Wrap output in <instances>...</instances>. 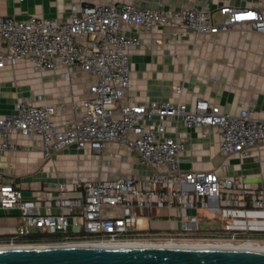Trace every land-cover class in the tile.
Instances as JSON below:
<instances>
[{"label":"built area","instance_id":"1","mask_svg":"<svg viewBox=\"0 0 264 264\" xmlns=\"http://www.w3.org/2000/svg\"><path fill=\"white\" fill-rule=\"evenodd\" d=\"M216 14L219 23L203 9L174 10L161 5L152 9L130 3L72 8L69 18L62 22L34 16L20 21L0 14V69L24 61L36 72L75 68L95 78L81 104L83 116L62 129L51 121L53 107L35 106L29 98L17 101L12 115L0 117V155L16 150L11 136L17 133L34 140L45 160L52 152L69 147L102 155L107 145L115 143L136 154L142 166L155 170L146 179L55 182L38 189L15 180L3 181L0 176V210L7 217L17 218L15 227L0 231V250L32 246L150 247L180 245L178 242L183 241L264 247V237L243 238V232L231 222L208 233L188 227L195 225L196 219H186L182 211L196 210L206 199H216L217 208L232 216L249 210L264 213V186L248 184L242 177L230 180L214 172L179 170L182 144L165 136L166 123L172 120L186 129H198L204 136L216 129L221 135V153L247 156L250 149L264 145V119L252 117L249 109L229 115L200 99L188 108L182 102L167 101L138 105L128 98L126 51L139 45L138 35L143 31L163 27L180 37H199L224 34L249 23L254 32L264 33V15L254 10L227 6ZM61 76L70 79L68 72ZM181 92L179 85L177 97ZM150 209H174L177 229L166 233L141 229V215ZM250 230L264 234V228ZM32 235L59 236L60 241L32 245L16 241Z\"/></svg>","mask_w":264,"mask_h":264},{"label":"crops","instance_id":"2","mask_svg":"<svg viewBox=\"0 0 264 264\" xmlns=\"http://www.w3.org/2000/svg\"><path fill=\"white\" fill-rule=\"evenodd\" d=\"M109 3L152 9L160 5L174 10L194 7L207 11L216 23L220 22L216 11L227 6L264 15V0H0V14L20 21L34 16L62 22L69 18L72 8ZM138 36L139 45L126 51L130 70L128 98L133 103L182 102L192 108L200 99L229 115L249 109L252 117L264 119V33L254 32L249 23L224 34L199 37H180L163 27L143 31ZM66 72L70 79L61 76ZM94 81L95 78L75 68L36 72L29 62L20 61L13 67L5 65L0 69V117L12 115L13 105L29 98L35 106L53 107L55 114L51 121L62 129L83 116L81 104L89 96ZM179 85L182 92L177 97L175 90ZM165 136L182 144L179 170L214 172L230 180L242 177L248 184L264 186V145L250 149L247 156L224 155L219 151L221 135L216 129L204 136L200 130L186 129L173 120L166 123ZM11 141L16 150L0 155V176L3 181L15 180L34 189L55 182L146 179L155 172L142 166L136 154L115 143L107 145L102 155L69 147L52 152L51 158L45 160L34 140L13 133ZM80 156L89 159L86 162L91 163L90 169L78 171L75 160ZM217 206L216 199H206L196 210L187 208L182 214L186 219H196V224L188 227H196L198 233L199 218H206L217 224L211 232L231 222L243 232V238H262L263 235L250 229L264 228V213L249 210L232 216ZM141 216L140 228L147 224L143 230L157 233L173 232L179 223L174 209H150ZM3 218L14 219L0 210V220ZM5 228L0 225V231ZM246 228L250 231L244 232Z\"/></svg>","mask_w":264,"mask_h":264},{"label":"water","instance_id":"3","mask_svg":"<svg viewBox=\"0 0 264 264\" xmlns=\"http://www.w3.org/2000/svg\"><path fill=\"white\" fill-rule=\"evenodd\" d=\"M0 264H264V253L151 247H33L0 251Z\"/></svg>","mask_w":264,"mask_h":264},{"label":"bare ground","instance_id":"4","mask_svg":"<svg viewBox=\"0 0 264 264\" xmlns=\"http://www.w3.org/2000/svg\"><path fill=\"white\" fill-rule=\"evenodd\" d=\"M88 247H92V248H109V249H116V248H122V249H133V248H161V249H196V250H200V249H212V250H217V249H225V250H230V251H244V252H259V253H264V247H256V246H252V245H241V246H234V247H230V246H222V245H200V246H196V245H166V246H150V247H144V246H130V245H116V246H106V245H99V246H88ZM32 247H20V249H32ZM37 248V247H36ZM43 248V247H42ZM18 249V248H16ZM3 251V250H0Z\"/></svg>","mask_w":264,"mask_h":264},{"label":"rangeland","instance_id":"5","mask_svg":"<svg viewBox=\"0 0 264 264\" xmlns=\"http://www.w3.org/2000/svg\"><path fill=\"white\" fill-rule=\"evenodd\" d=\"M82 157V158H81ZM89 160L86 156H80L79 159L75 160L77 167H78V171H85L87 169V167H89V169L91 168V163H87L86 161ZM91 160V159H90ZM88 165V166H87ZM198 225H199V233H208L210 231H213V229L216 228L217 224L215 225V221L206 219V218H199L198 220ZM17 223V218H3L0 220V225L6 226V227H15V225ZM147 228V224L144 225L143 229ZM264 235V234H263ZM178 244L183 245V244H190V245H196V246H200L201 244H199L197 241H183V242H178ZM38 246H47V245H38ZM37 247V246H34ZM49 247V246H48Z\"/></svg>","mask_w":264,"mask_h":264},{"label":"trees","instance_id":"6","mask_svg":"<svg viewBox=\"0 0 264 264\" xmlns=\"http://www.w3.org/2000/svg\"><path fill=\"white\" fill-rule=\"evenodd\" d=\"M264 237V235L262 236ZM1 240H5V239H1ZM18 243H23V244H40V243H56L60 241V237L59 236H49L47 238H41L39 236L36 235H32V237L26 238V239H18L16 240Z\"/></svg>","mask_w":264,"mask_h":264}]
</instances>
